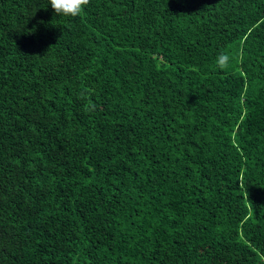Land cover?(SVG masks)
<instances>
[{
  "label": "trees",
  "instance_id": "trees-1",
  "mask_svg": "<svg viewBox=\"0 0 264 264\" xmlns=\"http://www.w3.org/2000/svg\"><path fill=\"white\" fill-rule=\"evenodd\" d=\"M263 182L264 0H0V264H264Z\"/></svg>",
  "mask_w": 264,
  "mask_h": 264
},
{
  "label": "clouds",
  "instance_id": "clouds-1",
  "mask_svg": "<svg viewBox=\"0 0 264 264\" xmlns=\"http://www.w3.org/2000/svg\"><path fill=\"white\" fill-rule=\"evenodd\" d=\"M90 0H48V6L53 13L60 17L76 18L84 13ZM226 56L221 57V62L226 60Z\"/></svg>",
  "mask_w": 264,
  "mask_h": 264
},
{
  "label": "bare ground",
  "instance_id": "bare-ground-1",
  "mask_svg": "<svg viewBox=\"0 0 264 264\" xmlns=\"http://www.w3.org/2000/svg\"><path fill=\"white\" fill-rule=\"evenodd\" d=\"M130 17V16H129ZM8 34V33H7ZM12 36V35H11ZM9 40H11V39H9ZM41 41V40H40ZM34 43V42H33ZM42 43V42H41ZM36 45V44H35ZM34 45V46H35ZM40 47H41V45H40ZM35 49V48H34ZM38 49V48H37ZM40 51V50H39ZM12 53V52H11ZM36 54V53H35ZM32 55H33V53H32ZM22 56V55H21ZM34 59V58H33ZM38 59H39V57H38ZM22 60V59H21ZM37 60V59H36ZM23 61V60H22ZM28 61V60H27ZM39 61V60H38ZM35 63V62H34ZM24 64V63H23ZM22 64V65H23ZM39 64V63H38ZM42 65V64H41ZM13 66V65H12ZM44 68H45V66H44ZM49 68V67H48ZM242 68V67H241ZM48 73V72H47ZM15 87V86H14ZM12 94H13V92H12ZM19 99V98H18ZM16 101V100H15ZM264 183V182H263ZM258 184V183H257ZM261 184V183H260ZM256 185V184H255ZM251 186V185H250ZM263 186V185H262ZM54 187V186H53ZM255 187V186H254ZM250 188V187H249ZM56 189V188H55ZM253 189V188H252ZM255 189V188H254ZM258 190V189H257Z\"/></svg>",
  "mask_w": 264,
  "mask_h": 264
}]
</instances>
